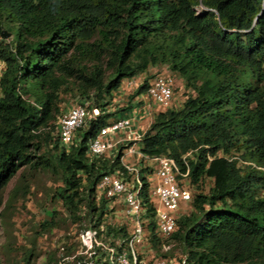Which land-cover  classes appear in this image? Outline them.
Listing matches in <instances>:
<instances>
[{
  "label": "trees",
  "instance_id": "16d2710c",
  "mask_svg": "<svg viewBox=\"0 0 264 264\" xmlns=\"http://www.w3.org/2000/svg\"><path fill=\"white\" fill-rule=\"evenodd\" d=\"M0 38V193L23 166L51 165L72 219L124 245L128 229L103 224L106 200L96 199L103 174L126 175L124 147L87 153L113 113L88 121L67 149L54 122L59 92L73 85L103 110L124 79L164 65L192 93L156 113L140 151L173 158L197 187L168 243L177 241L189 264H264V0H0ZM147 87L144 79L130 98ZM146 172L144 216L160 249Z\"/></svg>",
  "mask_w": 264,
  "mask_h": 264
},
{
  "label": "built area",
  "instance_id": "2783aa9c",
  "mask_svg": "<svg viewBox=\"0 0 264 264\" xmlns=\"http://www.w3.org/2000/svg\"><path fill=\"white\" fill-rule=\"evenodd\" d=\"M4 69L5 63L0 58V77ZM171 74L158 73L149 78L147 89L135 95L131 99L134 105L123 113L115 112L121 105L115 107L112 100L102 110L86 97H81L60 112L55 122L56 133L60 143L67 149L76 143L79 130L88 121L95 120L102 113H113L107 123L89 137L87 153L100 157L113 153L120 146L124 147L121 162L126 175L118 171L103 174L96 185V199L106 200L103 224L123 225L129 233L122 245L120 238L109 236L104 241L95 230L83 229L78 235L81 249L64 257L65 260L74 262L78 256L84 255L86 258L77 260L76 264H189L184 256L176 258L153 254L149 258V252L152 251L150 232L147 228L148 219L144 216L142 181L139 177V168H146L148 195L154 208L153 236L159 240L160 250L167 251L170 248L168 239L176 228L177 218L191 211L194 185L190 181L188 169L180 171L171 157L143 154L140 142L156 113L174 106V78ZM142 82L140 74L126 78L120 89H128L132 94Z\"/></svg>",
  "mask_w": 264,
  "mask_h": 264
},
{
  "label": "rangeland",
  "instance_id": "374dc122",
  "mask_svg": "<svg viewBox=\"0 0 264 264\" xmlns=\"http://www.w3.org/2000/svg\"><path fill=\"white\" fill-rule=\"evenodd\" d=\"M200 9L202 7H197V10ZM14 29L13 26L12 31ZM158 73L170 72L164 65H156L150 66L140 77L143 80L149 79ZM171 75L174 78L172 105L177 107L192 91L185 87L183 80L177 75ZM131 95L128 89L114 92V106L125 107L133 98H130ZM80 98L81 95L73 85L62 87L59 92V112ZM39 154L40 152L37 153ZM238 165L241 167L242 163L239 162ZM210 184L209 180L203 181L205 192ZM61 186L60 173L51 165L39 164L35 167L23 166L1 191L0 264H75L73 260L67 261L64 257H69L81 249L78 235L87 221L73 220L68 214L57 196V190ZM193 189L197 191V187ZM46 222H51L52 225L44 227ZM150 249L152 251L149 252V258L163 252L152 246ZM182 252L177 241H170L171 257L177 258Z\"/></svg>",
  "mask_w": 264,
  "mask_h": 264
},
{
  "label": "water",
  "instance_id": "95a60500",
  "mask_svg": "<svg viewBox=\"0 0 264 264\" xmlns=\"http://www.w3.org/2000/svg\"><path fill=\"white\" fill-rule=\"evenodd\" d=\"M8 35H9V33H7V32L3 33V36H8Z\"/></svg>",
  "mask_w": 264,
  "mask_h": 264
},
{
  "label": "crops",
  "instance_id": "0c3cea01",
  "mask_svg": "<svg viewBox=\"0 0 264 264\" xmlns=\"http://www.w3.org/2000/svg\"><path fill=\"white\" fill-rule=\"evenodd\" d=\"M134 105V101H132L131 102V106H133ZM129 109H127L126 111H128ZM121 113H123V112H121Z\"/></svg>",
  "mask_w": 264,
  "mask_h": 264
}]
</instances>
